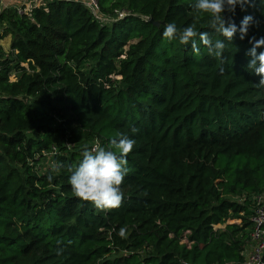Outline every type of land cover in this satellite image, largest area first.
Returning a JSON list of instances; mask_svg holds the SVG:
<instances>
[{"label":"trees","instance_id":"obj_1","mask_svg":"<svg viewBox=\"0 0 264 264\" xmlns=\"http://www.w3.org/2000/svg\"><path fill=\"white\" fill-rule=\"evenodd\" d=\"M97 1L107 21L79 0L0 8V264H245L264 192V88L245 53L264 3L237 9L257 22L215 58L162 36L174 22L222 39L194 0ZM119 133L135 140L124 198L100 210L67 169Z\"/></svg>","mask_w":264,"mask_h":264},{"label":"clouds","instance_id":"obj_2","mask_svg":"<svg viewBox=\"0 0 264 264\" xmlns=\"http://www.w3.org/2000/svg\"><path fill=\"white\" fill-rule=\"evenodd\" d=\"M264 0H259V4ZM193 8L199 15L207 16V28L222 39H212L209 31H200L196 25L178 27L176 23L165 25L162 36L167 41L178 40L181 44L190 46L194 53L199 52L202 43L215 58H223L226 42L234 37L244 40L248 37L249 28L256 23L253 15H245L239 24L232 19L237 9L241 12L256 7L255 0H194ZM150 19V18H149ZM251 47L245 55L249 57L246 68L252 74L259 76L257 86L264 88V36L248 37ZM257 49H261L259 52ZM131 131L134 133L135 128ZM135 140L124 133L109 142L108 147L101 146L97 141L91 148L85 146L81 151V159L75 166L68 165V183L75 196L84 201H90L95 208L104 210L119 207L124 194L121 184L127 175V156L132 151ZM62 165H54L53 171L59 172ZM53 175H48L49 182ZM120 236L125 235L121 229Z\"/></svg>","mask_w":264,"mask_h":264},{"label":"built area","instance_id":"obj_3","mask_svg":"<svg viewBox=\"0 0 264 264\" xmlns=\"http://www.w3.org/2000/svg\"><path fill=\"white\" fill-rule=\"evenodd\" d=\"M96 17L103 18L99 15L97 0H80ZM1 2V0H0ZM18 12L23 10L17 8ZM119 16L122 13H118ZM106 19V18H105ZM96 142H93L92 147ZM252 231L250 233L251 243L245 250V264H264V192L252 197Z\"/></svg>","mask_w":264,"mask_h":264},{"label":"crops","instance_id":"obj_4","mask_svg":"<svg viewBox=\"0 0 264 264\" xmlns=\"http://www.w3.org/2000/svg\"><path fill=\"white\" fill-rule=\"evenodd\" d=\"M45 0H1L0 6L1 8H19L23 10L24 12L29 11L30 7H33L35 5L43 4ZM31 4V6H30ZM9 37V36H7ZM10 41V37H9ZM10 44V42H9ZM8 44V47H9ZM8 50V48H7Z\"/></svg>","mask_w":264,"mask_h":264},{"label":"rangeland","instance_id":"obj_5","mask_svg":"<svg viewBox=\"0 0 264 264\" xmlns=\"http://www.w3.org/2000/svg\"><path fill=\"white\" fill-rule=\"evenodd\" d=\"M80 1V0H79ZM30 6H31V4H30ZM36 6V5H35ZM1 8V7H0ZM15 8H17V7H15ZM31 8V7H30ZM29 8V9H30ZM103 20L104 21H107V19H105V18H103ZM9 37H4V38H2V39H0V48H1V50H0V54H2V55H4L5 53H6V51H7V48H8V44H9ZM48 164H51V158H44L42 161H41V167L43 168V167H45V166H47ZM238 201H242V199L241 198H239V197H237L236 198Z\"/></svg>","mask_w":264,"mask_h":264},{"label":"water","instance_id":"obj_6","mask_svg":"<svg viewBox=\"0 0 264 264\" xmlns=\"http://www.w3.org/2000/svg\"><path fill=\"white\" fill-rule=\"evenodd\" d=\"M149 21H150L151 23L155 24V25H158V24H159L158 21H154L152 18H150Z\"/></svg>","mask_w":264,"mask_h":264}]
</instances>
